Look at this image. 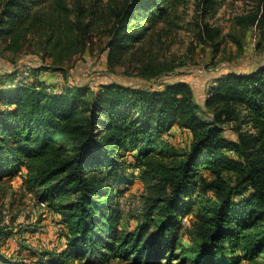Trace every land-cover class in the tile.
Masks as SVG:
<instances>
[{"label": "trees", "instance_id": "trees-1", "mask_svg": "<svg viewBox=\"0 0 264 264\" xmlns=\"http://www.w3.org/2000/svg\"><path fill=\"white\" fill-rule=\"evenodd\" d=\"M44 1L0 0V36L36 20ZM222 1L202 0V7L210 11ZM175 2L132 0L118 14L107 60L132 50ZM43 71H0V176L24 173L26 189L58 213L62 234L57 248L0 251V264L129 257L151 264L167 262L176 248L184 264H238L240 249L264 254V64L215 77L202 105L181 80L160 89L109 82L57 91L40 79ZM174 125L192 134L184 153L164 140ZM129 150L136 152L132 164L124 159ZM130 166L140 169L154 229L147 221L135 231L118 227L112 198L134 184ZM188 214L194 220L185 246L180 230Z\"/></svg>", "mask_w": 264, "mask_h": 264}, {"label": "rangeland", "instance_id": "rangeland-1", "mask_svg": "<svg viewBox=\"0 0 264 264\" xmlns=\"http://www.w3.org/2000/svg\"><path fill=\"white\" fill-rule=\"evenodd\" d=\"M131 1L45 0L35 14L36 20L8 37L0 36V71L12 67L22 71L47 69L39 77L57 91L72 85L97 89L109 82L160 89L181 80L192 86L196 102L202 105L215 77L229 71L247 72L264 64V23H259L264 0H223L210 11L202 7V0H176L166 19L149 29L132 50L110 63L108 41L118 14ZM227 135L233 137L230 132ZM191 139V132L177 125L164 136L167 147L179 153L188 149ZM133 155L135 151L125 153L128 164L134 163ZM130 171L135 175L134 184L126 194L112 198L120 211L118 227L135 231L147 221L154 229L144 212L147 203L140 169L130 166ZM201 173L210 180L214 177L208 170ZM25 186L24 173L0 176L1 252L27 254V249L55 248L62 234L58 213L43 207ZM212 194L210 191L208 197ZM192 220L188 214L182 221L180 240L185 246L191 244ZM11 232L8 237L6 233ZM59 244L64 246V242ZM171 254L167 262L161 259L151 264H184L180 248ZM235 255L241 257L238 264H264V254L251 257L240 249ZM66 264L83 263L75 260ZM106 264L135 263L129 257L109 259ZM141 264H146L145 260Z\"/></svg>", "mask_w": 264, "mask_h": 264}, {"label": "built area", "instance_id": "built-area-1", "mask_svg": "<svg viewBox=\"0 0 264 264\" xmlns=\"http://www.w3.org/2000/svg\"><path fill=\"white\" fill-rule=\"evenodd\" d=\"M40 204H41L43 207L47 205L44 201L40 202ZM60 229H61V227H60Z\"/></svg>", "mask_w": 264, "mask_h": 264}]
</instances>
